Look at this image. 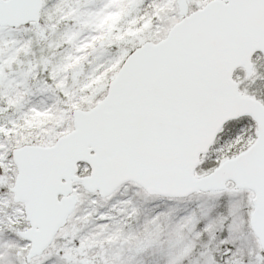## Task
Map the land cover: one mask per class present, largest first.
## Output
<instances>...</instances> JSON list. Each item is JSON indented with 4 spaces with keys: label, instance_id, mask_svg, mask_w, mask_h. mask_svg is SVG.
I'll use <instances>...</instances> for the list:
<instances>
[{
    "label": "snow or ice",
    "instance_id": "snow-or-ice-1",
    "mask_svg": "<svg viewBox=\"0 0 264 264\" xmlns=\"http://www.w3.org/2000/svg\"><path fill=\"white\" fill-rule=\"evenodd\" d=\"M0 264H264V0H0Z\"/></svg>",
    "mask_w": 264,
    "mask_h": 264
}]
</instances>
